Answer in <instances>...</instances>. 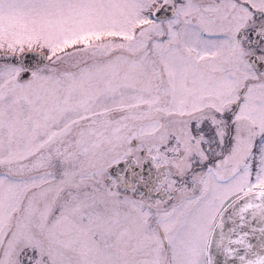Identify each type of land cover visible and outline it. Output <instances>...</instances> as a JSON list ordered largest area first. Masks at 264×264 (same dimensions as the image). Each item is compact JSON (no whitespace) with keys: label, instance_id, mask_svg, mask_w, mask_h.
Segmentation results:
<instances>
[{"label":"snow or ice","instance_id":"1","mask_svg":"<svg viewBox=\"0 0 264 264\" xmlns=\"http://www.w3.org/2000/svg\"><path fill=\"white\" fill-rule=\"evenodd\" d=\"M0 264H264V0H0Z\"/></svg>","mask_w":264,"mask_h":264}]
</instances>
